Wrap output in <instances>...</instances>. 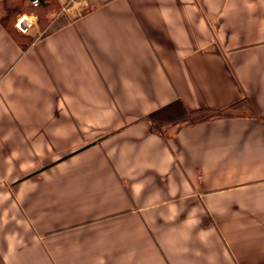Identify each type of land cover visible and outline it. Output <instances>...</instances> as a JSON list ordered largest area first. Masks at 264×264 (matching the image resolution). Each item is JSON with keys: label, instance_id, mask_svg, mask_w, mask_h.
Segmentation results:
<instances>
[{"label": "crops", "instance_id": "obj_1", "mask_svg": "<svg viewBox=\"0 0 264 264\" xmlns=\"http://www.w3.org/2000/svg\"><path fill=\"white\" fill-rule=\"evenodd\" d=\"M7 1L0 264H264V0H52L27 40Z\"/></svg>", "mask_w": 264, "mask_h": 264}, {"label": "trees", "instance_id": "obj_2", "mask_svg": "<svg viewBox=\"0 0 264 264\" xmlns=\"http://www.w3.org/2000/svg\"><path fill=\"white\" fill-rule=\"evenodd\" d=\"M14 2V0H8L7 2ZM30 13L36 14L38 18V22L40 21V17L45 12L49 11L50 5L54 4L52 0H39L38 3L33 4L34 0H28ZM13 3L7 6L6 18L4 21L7 22L12 14L16 12V7L11 6ZM49 4V5H47ZM44 5V6H43ZM22 39H28L27 36H20ZM30 39L29 41H31ZM26 45V44H25ZM227 117V112L225 111H214V110H197L186 112L183 111L180 104L178 102H174L167 106H164L147 116V119L152 122V124H160V125H167V124H177V123H184L186 125L197 124L200 122H205L217 118Z\"/></svg>", "mask_w": 264, "mask_h": 264}, {"label": "rangeland", "instance_id": "obj_3", "mask_svg": "<svg viewBox=\"0 0 264 264\" xmlns=\"http://www.w3.org/2000/svg\"><path fill=\"white\" fill-rule=\"evenodd\" d=\"M11 3H13L11 6L16 7V12L14 14H12V16L7 19V24H8V28L10 30H14L18 35L21 36H38V35H27L30 34V28H32V26H38V31L40 34H45L51 30H53V28L61 25L64 20H63V16L62 14H60L61 11V6L60 5H56V4H52V6L50 5V9L49 11L45 12V14H42L40 17V21L38 22V18L36 16V14H33L36 17V22L31 25V27L28 29V33H23L21 32L19 29H16L14 27V22L16 20V18H18L17 16L20 14H29L30 13V7H29V1L28 0H14V2H7L6 6H5V13H4V18H6V14L8 13L7 11H10V9L7 10V6L10 5ZM49 5V4H47ZM44 6V5H43ZM9 7V6H8ZM49 24V25H48ZM177 125V124H167V125H160V124H153V127L156 128L157 130L161 131L163 134H167L168 131H170V129H172V126Z\"/></svg>", "mask_w": 264, "mask_h": 264}, {"label": "built area", "instance_id": "obj_4", "mask_svg": "<svg viewBox=\"0 0 264 264\" xmlns=\"http://www.w3.org/2000/svg\"><path fill=\"white\" fill-rule=\"evenodd\" d=\"M38 1L39 0H34L32 3L36 4L38 3ZM14 26L16 29H19L21 32L28 33V29L31 27L29 17L26 15H21L20 17L17 18Z\"/></svg>", "mask_w": 264, "mask_h": 264}]
</instances>
